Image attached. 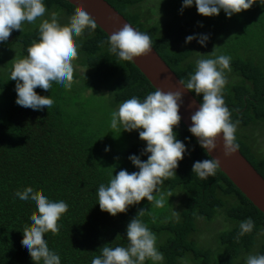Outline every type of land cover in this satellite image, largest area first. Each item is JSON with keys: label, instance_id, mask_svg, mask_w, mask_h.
Wrapping results in <instances>:
<instances>
[{"label": "trees", "instance_id": "16d2710c", "mask_svg": "<svg viewBox=\"0 0 264 264\" xmlns=\"http://www.w3.org/2000/svg\"><path fill=\"white\" fill-rule=\"evenodd\" d=\"M105 1L149 35L152 47L179 80L194 71L197 55L212 51L230 57L223 101L230 119L239 122L238 150L264 178V148L259 141L264 126V6L253 3L226 18L222 10L215 16L199 15L194 4L174 12L182 0H168L174 9L165 14L152 12L147 0ZM43 3L45 12H56L61 24L77 10L66 0ZM39 21L22 23L20 31L12 30L0 42V264H34L21 248V232L30 227L35 208L13 196L24 186L68 205L58 220L59 231L42 236L59 254L60 264H90L100 247L125 246L126 224L141 207L145 212L139 219L156 235L155 246L163 254L159 264H244L247 254H264V235H257L264 229V215L219 168L205 181L191 173L193 161L211 157L181 121L173 131L190 151L182 154L174 176L161 184L163 205L153 207L141 198L115 216L99 209L98 185L107 184L111 172L115 175L121 168L137 171L129 154L141 161L147 157L140 155L144 142L137 130L110 128V114L124 100L132 96L142 100L155 89L132 62L108 53L107 35L96 25L91 33L85 29L74 38L79 47L71 89L54 84L48 92L34 88L52 99L47 110L17 105L14 81L7 79L9 69L38 39ZM203 21L216 24L210 31L215 38L203 47L195 39L183 43L186 35L203 34ZM190 92L200 103V95ZM246 217L252 218L253 229L237 240L238 223Z\"/></svg>", "mask_w": 264, "mask_h": 264}, {"label": "clouds", "instance_id": "9594fccd", "mask_svg": "<svg viewBox=\"0 0 264 264\" xmlns=\"http://www.w3.org/2000/svg\"><path fill=\"white\" fill-rule=\"evenodd\" d=\"M156 8L160 0H150ZM253 3L264 6V0H182L181 8L195 5L202 16H215L223 11L225 17L248 9ZM43 0H0V42H4L12 30L21 29L22 23H33L45 14ZM96 28L94 20L81 8H78L67 23L58 22V14L48 12L46 19H40L37 25L38 39L26 48V55L15 60L9 69L8 78L14 81V103L33 110H47L52 107V99L39 95L34 88L47 91L54 84L57 88L71 89L74 83V61L78 56V43L84 30L91 33ZM193 39L203 47L208 34H191L184 37L187 44ZM107 51L122 61L133 62L134 58L146 54L152 48L153 41L146 32L123 23L121 27L108 34ZM230 57L225 54L197 55L194 71L186 80L178 82L184 90H190L201 97L199 106L189 116L187 131L196 138L197 145L209 153L216 148L219 137L224 156L235 153V131L238 121L230 119V113L223 101V89L226 83L225 71L230 70ZM85 70V69H84ZM84 72V71H83ZM182 103L179 91L162 92L155 88L144 98L132 96L121 102L111 112L109 127L120 130H137L138 138L144 142L140 155L147 154L141 161L138 155L129 154L127 159L137 169L128 172L121 168L112 175L107 184L101 183L95 191L96 203L101 211L110 216L122 213L127 206L137 204L144 198L153 207L164 203L161 184L174 176L177 162L182 154H187L185 143L176 139L173 131L180 121L178 108ZM188 138L185 137V140ZM104 151H108L105 145ZM218 168L215 158L193 161L191 173L202 181L214 177ZM171 195V194H169ZM15 198L30 203L35 208L22 233L21 248L34 264H60L59 254L49 249L46 233L55 235L59 231L58 220L67 211L63 200H51L31 186H24L13 193ZM145 210L141 207L125 227V246L100 247L99 255L93 256L90 264H144L146 260L159 264L163 254L155 246L156 235L139 219ZM175 215L176 211L172 210ZM253 220L246 217L238 223L235 239L250 233ZM257 235H264L260 229ZM244 264H264V254H247Z\"/></svg>", "mask_w": 264, "mask_h": 264}, {"label": "water", "instance_id": "95a60500", "mask_svg": "<svg viewBox=\"0 0 264 264\" xmlns=\"http://www.w3.org/2000/svg\"><path fill=\"white\" fill-rule=\"evenodd\" d=\"M77 9H83L95 24L108 36L118 30L123 23L130 24L105 0H66ZM131 25V24H130ZM132 26V25H131ZM133 27V26H132ZM133 65L144 75L149 83L162 92L179 91L182 103L178 108L180 121L188 128L189 116L199 106V102L189 90L179 84V78L165 64L162 58L150 48L146 54L134 58ZM196 140V138L194 137ZM218 161L219 170L245 195V197L264 215V178L237 150L224 156L221 141L216 139V148L209 153Z\"/></svg>", "mask_w": 264, "mask_h": 264}, {"label": "rangeland", "instance_id": "374dc122", "mask_svg": "<svg viewBox=\"0 0 264 264\" xmlns=\"http://www.w3.org/2000/svg\"><path fill=\"white\" fill-rule=\"evenodd\" d=\"M169 4H171L168 0H160L159 5L155 6L154 3H150V0H147L145 5L146 7L150 8V10H152V12L157 11L159 14H165V13H170L171 10H173L174 8L169 6ZM174 12H179L178 10H173ZM182 12V11H180ZM181 14V13H180ZM179 14V15H180ZM48 14L45 12L43 17L37 18V20L39 19H46ZM216 27V24H214V22H212V24H208L207 21H203L201 23V31H203V34H208V40H213L215 38V34L211 33L210 31L214 30ZM259 141L261 143V146L264 148V126L263 129L260 130L259 132Z\"/></svg>", "mask_w": 264, "mask_h": 264}]
</instances>
